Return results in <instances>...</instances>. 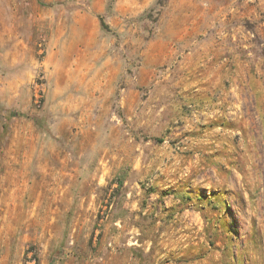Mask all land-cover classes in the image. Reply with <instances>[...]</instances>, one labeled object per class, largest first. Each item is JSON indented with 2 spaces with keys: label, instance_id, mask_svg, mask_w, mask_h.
Wrapping results in <instances>:
<instances>
[{
  "label": "rangeland",
  "instance_id": "374dc122",
  "mask_svg": "<svg viewBox=\"0 0 264 264\" xmlns=\"http://www.w3.org/2000/svg\"><path fill=\"white\" fill-rule=\"evenodd\" d=\"M0 264H264V0H0Z\"/></svg>",
  "mask_w": 264,
  "mask_h": 264
},
{
  "label": "trees",
  "instance_id": "16d2710c",
  "mask_svg": "<svg viewBox=\"0 0 264 264\" xmlns=\"http://www.w3.org/2000/svg\"><path fill=\"white\" fill-rule=\"evenodd\" d=\"M102 24H103V26H105L106 27V24L102 21Z\"/></svg>",
  "mask_w": 264,
  "mask_h": 264
}]
</instances>
